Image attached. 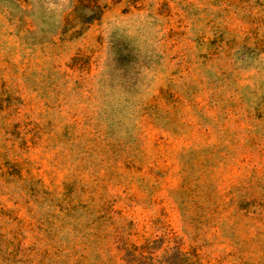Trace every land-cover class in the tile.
<instances>
[{"label":"rangeland","instance_id":"374dc122","mask_svg":"<svg viewBox=\"0 0 264 264\" xmlns=\"http://www.w3.org/2000/svg\"><path fill=\"white\" fill-rule=\"evenodd\" d=\"M0 264H264V0H0Z\"/></svg>","mask_w":264,"mask_h":264}]
</instances>
